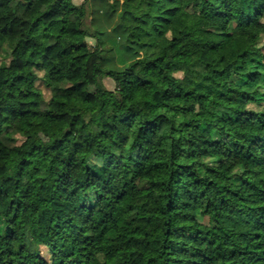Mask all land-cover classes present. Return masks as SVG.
<instances>
[{
    "label": "trees",
    "instance_id": "1",
    "mask_svg": "<svg viewBox=\"0 0 264 264\" xmlns=\"http://www.w3.org/2000/svg\"><path fill=\"white\" fill-rule=\"evenodd\" d=\"M85 1L0 0V264H264V0Z\"/></svg>",
    "mask_w": 264,
    "mask_h": 264
},
{
    "label": "rangeland",
    "instance_id": "2",
    "mask_svg": "<svg viewBox=\"0 0 264 264\" xmlns=\"http://www.w3.org/2000/svg\"><path fill=\"white\" fill-rule=\"evenodd\" d=\"M72 1H73V3H75L77 5H79L82 2H84V0H72ZM85 3H86L87 13H88V17H87V20L85 22V27L88 28V29H92L93 26L91 25V21H90L89 15L92 13L91 12L92 6H95L93 8V10L94 9H98L99 8V3L98 2L94 3L92 0H87V1H85ZM185 19H186L189 27H196V26H199L202 23L201 18L196 16V15L185 14ZM100 26L102 27V29L106 28V30L109 31L110 27L112 26V23L111 24H107V25H100ZM87 41H88V43L90 45H94L95 44V41L93 39H88ZM5 48H7V47L0 48V62L8 60V59H6ZM175 76L177 78H181L182 77V75L180 73H177ZM103 84L109 90H112L114 88V83L110 79H104L103 80ZM166 85H167V83L161 77L157 76V77H155L154 83L150 87V89L154 90L155 87H166ZM37 86H38V88H40L43 91L45 98L48 99L49 96H50L48 90H46L42 86L41 83H38ZM75 264H81V263L77 262Z\"/></svg>",
    "mask_w": 264,
    "mask_h": 264
}]
</instances>
